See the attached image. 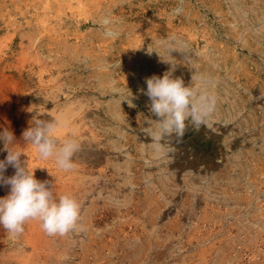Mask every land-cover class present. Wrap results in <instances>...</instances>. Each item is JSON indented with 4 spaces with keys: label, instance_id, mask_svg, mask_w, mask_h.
Returning <instances> with one entry per match:
<instances>
[{
    "label": "rangeland",
    "instance_id": "obj_1",
    "mask_svg": "<svg viewBox=\"0 0 264 264\" xmlns=\"http://www.w3.org/2000/svg\"><path fill=\"white\" fill-rule=\"evenodd\" d=\"M59 3L63 14L35 47L0 0V69L23 98L0 130L13 133L22 160L44 167L37 180L79 201L86 231L48 236L28 221L14 236L0 226V264H264V0H183L179 15L180 0ZM106 14L121 21L115 39L102 35ZM170 70L185 86L204 78L218 102L208 127L189 118L182 137L161 141L173 151L156 156L146 78ZM65 104L77 125L58 136L77 129L84 144L71 172L38 159L22 136ZM8 189L0 185V197Z\"/></svg>",
    "mask_w": 264,
    "mask_h": 264
},
{
    "label": "clouds",
    "instance_id": "obj_2",
    "mask_svg": "<svg viewBox=\"0 0 264 264\" xmlns=\"http://www.w3.org/2000/svg\"><path fill=\"white\" fill-rule=\"evenodd\" d=\"M183 0L180 6L172 10L173 15L183 12ZM121 21L106 14L99 20L102 35L105 39H115L119 35ZM177 44L175 37L171 38ZM154 51L148 49V53ZM172 51L180 52L177 47H168L169 56ZM157 52V51H156ZM158 53V52H157ZM159 54V53H158ZM160 55V54H159ZM161 57V56H160ZM172 65L171 60H163ZM193 83L185 86L181 78H173V71L166 72L163 77L153 75L146 78L147 89L144 93L150 100V112L158 119L155 126L147 128L151 137V146L156 156L169 154L173 149L161 141L173 132L182 137L185 121L189 120L199 130L201 125L208 127L211 117L216 111L218 97L214 91H209V82L200 78L199 85ZM52 119H33L30 126L22 133L24 144L31 145L38 159L52 160L58 170L74 171L77 160L84 152V144L76 136L60 138L58 129L66 128L67 121L61 116H51ZM0 143L3 151L7 152L5 159L0 160V185L10 186L9 194L0 197V226L8 233L19 236L24 232L28 221H38L42 231L48 236H66L69 233L86 231L81 221V205L70 193L60 194L49 186L48 181L36 179L34 170L29 167L27 160H22V148L16 147V139L8 129L0 130ZM11 166L15 174L5 176L6 169ZM51 174V173H50Z\"/></svg>",
    "mask_w": 264,
    "mask_h": 264
},
{
    "label": "bare ground",
    "instance_id": "obj_3",
    "mask_svg": "<svg viewBox=\"0 0 264 264\" xmlns=\"http://www.w3.org/2000/svg\"><path fill=\"white\" fill-rule=\"evenodd\" d=\"M5 1L10 2L11 6H13V10H15L14 13L19 15L20 19L23 20V22H22L23 24L25 23L26 26L23 28L24 35H26L27 38L32 39V43L35 44V47L37 46V44L41 43V41H38V40L43 39V36L47 35V30H48V25H49L48 21H50L52 19L56 20L61 14H63L59 0H5ZM30 23L34 24V25H32V27H34L35 29H36V27H38V32H36L35 34L29 32V31H31L30 27H29ZM13 27L15 28V26H13ZM55 28H54V30H55ZM58 29H60V28H58ZM54 35H55V33H54ZM11 36H9V37H11ZM55 36H57V35H55ZM36 40L38 41V43L36 42ZM59 40H61V39H59ZM50 42H52V41H50ZM57 44H58V41H57ZM39 46H41V45H39ZM20 61L22 62L23 60L20 59ZM24 61H26V60H24ZM5 66H9V65H5ZM22 66H24V64H22ZM22 75H23V71H19L18 76L22 77ZM14 77H16V76H14ZM38 79H39V82H41L42 76L39 75ZM18 87H19V82L16 79H14L12 76H10L9 74H5L4 71L2 69H0V119L2 120V122L6 123V125L9 124L11 121V117H12L11 113L14 111V107H16L18 104H20L23 100L22 97H19L20 94L17 91ZM46 93H49L48 97H50L51 99L54 98V95L51 91L45 92V94ZM38 95H39V97L41 95L42 98L45 97V95L41 92L40 93L38 92ZM49 101H50V99H49ZM65 105H67V104H65ZM22 106H23V104H22ZM18 108H21V104L18 106ZM47 112H49V111H47ZM18 113H21V112H18ZM51 114L53 116L63 117L67 121V124L70 125L71 128H75L77 125L75 123L76 121L74 120L75 117H73L75 113L69 105H67L65 107V109L63 111H61V113L55 114V113L51 112ZM66 128H68V127H66ZM66 128H61V133H62V131H65ZM76 130L77 129H74V131H76ZM59 131L60 130H58V132ZM33 154H34V152H33ZM31 163L30 164L28 163V165L32 169L36 168L34 170V174H35V177H37L38 173H40V170L43 169L44 167L41 164L32 165ZM9 191H10V189L7 190L6 196L9 194ZM29 224H30V221L26 225L27 228H28ZM33 231H35V230H33ZM40 237H41V234H40Z\"/></svg>",
    "mask_w": 264,
    "mask_h": 264
}]
</instances>
